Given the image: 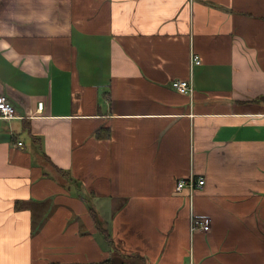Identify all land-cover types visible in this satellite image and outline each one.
<instances>
[{"label": "crops", "instance_id": "obj_1", "mask_svg": "<svg viewBox=\"0 0 264 264\" xmlns=\"http://www.w3.org/2000/svg\"><path fill=\"white\" fill-rule=\"evenodd\" d=\"M1 95L0 264H264V0H0Z\"/></svg>", "mask_w": 264, "mask_h": 264}, {"label": "built area", "instance_id": "obj_2", "mask_svg": "<svg viewBox=\"0 0 264 264\" xmlns=\"http://www.w3.org/2000/svg\"><path fill=\"white\" fill-rule=\"evenodd\" d=\"M191 64L200 65L201 59L199 56H194L191 59ZM171 87L181 94L190 95L194 94V87L192 80H173ZM39 108L43 109V102L39 103ZM16 116V109L10 100L6 96H0V119H12ZM19 146H23V143H18ZM205 185L204 178H196L194 175L188 178L179 179L177 182V191L182 192L184 189H188L190 193L194 192L198 188H203ZM211 229V219L208 217L200 218L191 216L190 218V232L194 234L197 231L208 232Z\"/></svg>", "mask_w": 264, "mask_h": 264}, {"label": "bare ground", "instance_id": "obj_3", "mask_svg": "<svg viewBox=\"0 0 264 264\" xmlns=\"http://www.w3.org/2000/svg\"><path fill=\"white\" fill-rule=\"evenodd\" d=\"M1 96H3V95H1ZM7 97V96H6ZM9 99V98H8ZM11 102V101H10ZM12 103V102H11ZM0 120H3V119H0ZM6 120V119H5Z\"/></svg>", "mask_w": 264, "mask_h": 264}, {"label": "rangeland", "instance_id": "obj_4", "mask_svg": "<svg viewBox=\"0 0 264 264\" xmlns=\"http://www.w3.org/2000/svg\"><path fill=\"white\" fill-rule=\"evenodd\" d=\"M98 61V60H97ZM186 191H188L189 192V190L188 189H186Z\"/></svg>", "mask_w": 264, "mask_h": 264}, {"label": "trees", "instance_id": "obj_5", "mask_svg": "<svg viewBox=\"0 0 264 264\" xmlns=\"http://www.w3.org/2000/svg\"><path fill=\"white\" fill-rule=\"evenodd\" d=\"M100 135V134H99ZM106 264V263H105Z\"/></svg>", "mask_w": 264, "mask_h": 264}]
</instances>
